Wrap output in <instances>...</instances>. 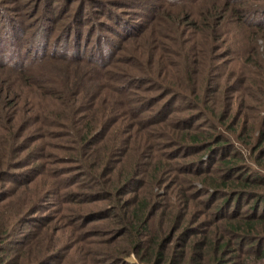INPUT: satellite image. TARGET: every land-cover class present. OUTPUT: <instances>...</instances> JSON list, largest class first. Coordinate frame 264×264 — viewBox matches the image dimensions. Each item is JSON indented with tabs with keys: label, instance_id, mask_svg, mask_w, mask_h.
Returning <instances> with one entry per match:
<instances>
[{
	"label": "rangeland",
	"instance_id": "1",
	"mask_svg": "<svg viewBox=\"0 0 264 264\" xmlns=\"http://www.w3.org/2000/svg\"><path fill=\"white\" fill-rule=\"evenodd\" d=\"M206 8L224 16L210 31L200 22ZM0 97V139L10 127L24 147L8 154L23 164L0 176L9 193L0 211L17 218L8 253L19 264H152L120 253L128 237L113 212L88 214L115 198L127 217L145 200L161 235L179 214L176 233L188 226L212 236L225 220L212 214L222 198L207 203L210 195L190 191L185 166L220 180L227 156L208 160L206 146L178 143L175 129L223 133L246 167L264 172L254 149L264 132V0H0ZM241 198L236 214L251 220L256 198ZM229 238V257L264 264L251 244Z\"/></svg>",
	"mask_w": 264,
	"mask_h": 264
},
{
	"label": "trees",
	"instance_id": "2",
	"mask_svg": "<svg viewBox=\"0 0 264 264\" xmlns=\"http://www.w3.org/2000/svg\"><path fill=\"white\" fill-rule=\"evenodd\" d=\"M221 8L222 7H220V11L222 10ZM215 10L217 11L216 13L215 11H212L211 8H206L200 18L201 24H203L206 29L208 28L209 31L213 29L212 21L215 20L216 17L219 16V19L221 20L224 18L217 9ZM209 31H204V35H209ZM4 96L6 95L4 94ZM2 103V97H0V104ZM160 115L163 117V111H160L159 114L156 115V118H154L155 116L153 117V122L162 121L163 118ZM158 116L160 117L157 118ZM175 130V136L178 137L176 138L178 143L184 144L187 142V147L190 146L189 148H192V150L195 151H199L202 147L206 146L205 154L206 156L208 155V160L212 161L217 154L227 156L225 157V167L228 169V172L220 175V180L216 177L201 175V172H205V170L193 169V163L191 162L185 166V168H188L186 169V172L190 174L189 177H185L188 186H190V191L195 189V194L207 193L210 195V197L208 196L209 199L207 203H212V199L218 197L222 198L219 205H216L212 214L217 216L216 218H225V220L214 225V228L211 230L212 236L210 238V234H208V232H206V234L205 230L202 231V229L188 226L182 228V231L179 233H176L179 228V214L171 220L167 233L161 235V227L155 228L149 225V218L153 214V211L150 213L149 211H146L148 203H146L145 200L140 201L137 199L138 201L136 200L135 204L132 205L127 217H125L122 212L118 213L119 203L115 198L114 200L109 199L111 204L108 206L102 209L91 210L88 216L99 218L102 216H108L113 212L116 215L115 223L120 226V232L126 233L128 237L126 238L127 241L124 243V247L119 249L120 253H128L130 250H133L139 259L145 262H151L152 264H250L248 262H242L237 255L229 257L230 252L235 248L229 247L231 239L229 237L231 235L238 237L237 240L238 242L241 241L242 245L248 243L249 245L251 244L248 251L253 255L256 262H260V260L264 258V233L252 234L251 232L258 230V226H261V228L264 229V190H260V187L264 186V172L246 167L245 164L242 163L243 157L241 153L232 145V143L229 142V139L226 138V135L223 133H215L211 131L188 133L183 130ZM5 132H8L9 136L0 139V176H2L4 172L6 173V171L2 169L3 166L10 165V167H12L23 164H21L16 155L14 157L13 155L9 157L8 154L9 151L16 154V152L24 147L21 145L17 146V139H15L16 133L12 132L10 127L5 128ZM239 136L240 133H238V137ZM94 137L95 136H93V138ZM263 140L264 132H262L260 138L258 137V141H256L254 147V149L257 150L260 149L261 154H264V146H260ZM213 141L214 143H211ZM201 159H203V157L199 156L195 164H198ZM244 168L246 169L242 171ZM233 169H238L236 173L242 171V175L237 176V183L231 181V179L234 178L233 172H231ZM17 175L19 176L22 174L11 173L9 177L6 178L12 180L14 177L18 178ZM24 176L28 178L29 175L25 174ZM199 176L201 177L200 181L204 187H196L197 185L194 183ZM92 179L96 178L92 177ZM128 181L129 179L127 182ZM95 182L99 185L98 188L102 192H105L106 188H109L105 186V181L102 182L96 180ZM110 184L113 183L107 185L109 186ZM206 184L212 187H209ZM232 184L237 185V187H230V189L227 188V186H231ZM119 185L114 186V190L111 191H119L121 190V187L124 190L125 184L121 183V186ZM240 185L242 186L239 187ZM8 194L7 191L0 189V202ZM243 194H249L256 198L257 205H252L250 208L251 220L243 219L245 215H241L240 213L236 214L240 208V202L242 200L241 196ZM106 195L107 194L104 196L107 197ZM110 195L111 193L109 196ZM186 197L189 201L191 193H188ZM186 205L187 204L185 203V206ZM258 205L262 207L260 210L259 207H257ZM231 209L233 211H231ZM10 215H6L5 217L0 211V264H19V261L12 256V254H9L8 249L6 248V243L9 240L8 236L13 232L14 227L17 225V218ZM201 233H204V236L199 239H193L194 237H191ZM174 236L180 239V241H177L176 243V246H178L177 248H171L168 246ZM252 237L254 240L253 243L249 239ZM121 259L123 260L122 256Z\"/></svg>",
	"mask_w": 264,
	"mask_h": 264
}]
</instances>
